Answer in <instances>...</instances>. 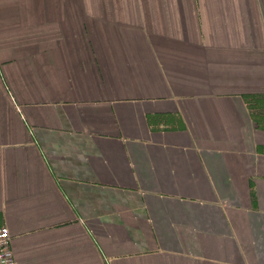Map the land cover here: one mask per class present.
Here are the masks:
<instances>
[{"label":"crops","instance_id":"0c3cea01","mask_svg":"<svg viewBox=\"0 0 264 264\" xmlns=\"http://www.w3.org/2000/svg\"><path fill=\"white\" fill-rule=\"evenodd\" d=\"M257 2L0 0L16 264H264Z\"/></svg>","mask_w":264,"mask_h":264},{"label":"built area","instance_id":"2783aa9c","mask_svg":"<svg viewBox=\"0 0 264 264\" xmlns=\"http://www.w3.org/2000/svg\"><path fill=\"white\" fill-rule=\"evenodd\" d=\"M0 264H16L11 235L5 225H0Z\"/></svg>","mask_w":264,"mask_h":264},{"label":"rangeland","instance_id":"374dc122","mask_svg":"<svg viewBox=\"0 0 264 264\" xmlns=\"http://www.w3.org/2000/svg\"><path fill=\"white\" fill-rule=\"evenodd\" d=\"M263 1V4H264V0H262ZM259 2H257V0H253V4H251V5H254L255 7H256V9L259 11L260 10V7H259V4H258Z\"/></svg>","mask_w":264,"mask_h":264}]
</instances>
